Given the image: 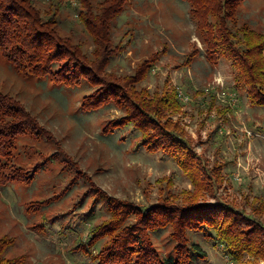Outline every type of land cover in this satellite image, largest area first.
<instances>
[{
  "label": "rangeland",
  "instance_id": "rangeland-1",
  "mask_svg": "<svg viewBox=\"0 0 264 264\" xmlns=\"http://www.w3.org/2000/svg\"><path fill=\"white\" fill-rule=\"evenodd\" d=\"M114 1L32 0L49 24L39 30L57 38L52 70L77 69L68 83L21 72L0 53V94L28 122L4 168L24 181L0 186L4 255L18 264H103L102 252L138 228L133 209L208 202L237 217L254 249L230 256L212 229L193 226L184 250L196 242L204 255L192 264H264V105L234 87L231 61L206 48L186 0H126L112 12ZM235 19L264 32V0H244ZM75 51L81 66L70 60ZM114 87L145 101L171 97L173 111L151 115L158 126H178L197 156L192 164L149 150L122 97L109 94ZM140 227L157 256L183 250L170 224Z\"/></svg>",
  "mask_w": 264,
  "mask_h": 264
},
{
  "label": "trees",
  "instance_id": "trees-1",
  "mask_svg": "<svg viewBox=\"0 0 264 264\" xmlns=\"http://www.w3.org/2000/svg\"><path fill=\"white\" fill-rule=\"evenodd\" d=\"M125 1L115 0L106 8L115 12L114 9H118ZM186 1L191 7L206 48L218 52L221 57L231 61L234 87H245L252 104L264 105V32L256 31L245 23H237L236 10L244 0ZM213 18L214 20H210ZM44 25L49 24L39 21L32 0H0V53L7 62L21 72L25 71L35 77L46 76L50 77V80L68 83V79L74 75L73 70L77 69L76 67L68 68L61 72L52 70L58 60V49H52L50 44L56 47L57 43L55 46L54 43L57 38L49 40L41 33L39 29ZM70 60L77 62V66L83 64L77 51ZM91 68L86 66L89 72ZM107 90L115 99H118V96L122 97L128 108L126 120L144 132L142 141L149 150L161 151L172 157L181 168H186L187 164L191 165V158H197L176 124L171 129L163 125L158 126L152 116H159L163 110L173 111L177 106L171 97L153 96L145 101L138 94L132 93L131 98L126 91L117 90V87ZM116 92L118 95L115 94ZM99 104L94 103L93 107ZM0 122H3L0 126V186L3 187L15 181H24L21 171L11 166L13 170L6 173L4 168H7L6 165L11 160L15 137L26 129L28 122L22 107L1 94ZM149 130L153 133H149ZM120 206L128 205L120 204ZM158 209H160L159 212L149 211L145 215H141L138 209H133L131 212L140 218L138 228L142 224L144 227L170 224L173 238L184 250L186 229L193 226L203 229V226H206L215 232L216 245L224 246L228 254L230 251V256L241 252H253L254 246L247 229L241 227L242 225L236 221L237 217L229 219L228 213L221 214L222 209L217 204L200 202L181 208L159 207ZM242 223L244 224L243 221ZM138 228L136 226L128 229L131 231L128 237L121 235L120 247H116V243L114 245L113 242L105 251L108 254L105 255V252H102L101 263L129 264L128 259L136 253V259L139 260L137 264H192L196 256L204 255L201 246L192 242L184 250L186 253L183 256L182 250L175 257L169 255L161 258L157 256L145 232L141 233L144 230H141V227ZM115 239L117 240L118 236ZM5 246L0 240V264H18L15 259L4 255ZM148 257L149 259H144Z\"/></svg>",
  "mask_w": 264,
  "mask_h": 264
},
{
  "label": "built area",
  "instance_id": "built-area-1",
  "mask_svg": "<svg viewBox=\"0 0 264 264\" xmlns=\"http://www.w3.org/2000/svg\"><path fill=\"white\" fill-rule=\"evenodd\" d=\"M234 95H235L234 93H229V96L231 97L230 98V102H233L234 101V99H233Z\"/></svg>",
  "mask_w": 264,
  "mask_h": 264
}]
</instances>
